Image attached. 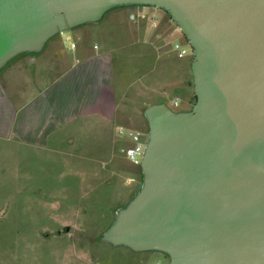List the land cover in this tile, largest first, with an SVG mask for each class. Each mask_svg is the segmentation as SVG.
I'll return each mask as SVG.
<instances>
[{
    "label": "water",
    "instance_id": "obj_1",
    "mask_svg": "<svg viewBox=\"0 0 264 264\" xmlns=\"http://www.w3.org/2000/svg\"><path fill=\"white\" fill-rule=\"evenodd\" d=\"M127 4L160 6L180 26L196 102L147 110L144 185L105 240L169 264H264V0H0V67Z\"/></svg>",
    "mask_w": 264,
    "mask_h": 264
},
{
    "label": "crops",
    "instance_id": "obj_2",
    "mask_svg": "<svg viewBox=\"0 0 264 264\" xmlns=\"http://www.w3.org/2000/svg\"><path fill=\"white\" fill-rule=\"evenodd\" d=\"M137 12L144 17L133 19ZM177 43L187 49L185 56L178 55ZM193 58L171 14L146 4L111 6L97 20L66 28L38 49L11 57L0 67V194L9 188L18 196L43 190L24 183L39 178L25 175L21 167L38 161L49 176L66 181L56 189L63 191L57 193L60 197L75 196L78 179L136 180L141 164L125 154L133 145L127 132L138 133L146 150L150 106L165 104L175 113L190 110L185 80L189 69L193 78ZM13 150L20 151L15 160L20 176L6 173ZM10 180L16 183H6ZM105 243L155 263L167 255L165 264L170 263V255L161 250ZM5 260L0 255V264Z\"/></svg>",
    "mask_w": 264,
    "mask_h": 264
},
{
    "label": "rangeland",
    "instance_id": "obj_3",
    "mask_svg": "<svg viewBox=\"0 0 264 264\" xmlns=\"http://www.w3.org/2000/svg\"><path fill=\"white\" fill-rule=\"evenodd\" d=\"M185 83L191 110L196 96L190 69ZM2 150L1 147V160L4 158ZM19 152L13 150L11 170L6 173L19 174L20 166L15 161L20 157ZM36 163L20 164L25 175L39 178L24 183L43 190H38L36 195L23 193L18 196L17 191L9 188L0 194V255L6 256V264H18L17 257L22 260L20 264L158 263L146 255H134L105 243V234L118 219L120 211L143 188L141 167L136 180L80 182L78 179L76 195L60 197L57 193L63 191L56 189H62L60 185H65L66 181L52 178L43 162ZM3 173L0 187L4 182L1 179ZM6 183L14 185L16 182L10 180ZM165 258H160L162 264H165Z\"/></svg>",
    "mask_w": 264,
    "mask_h": 264
},
{
    "label": "built area",
    "instance_id": "obj_4",
    "mask_svg": "<svg viewBox=\"0 0 264 264\" xmlns=\"http://www.w3.org/2000/svg\"><path fill=\"white\" fill-rule=\"evenodd\" d=\"M143 12L133 13L131 17L136 19L137 17H144ZM175 48L178 51L180 57L187 54V49L182 47L180 44H175ZM130 139L133 141V145L125 149V154L127 158L135 165H140L145 152V145L141 142L140 135L136 132L128 131L127 132ZM157 264H162L158 262Z\"/></svg>",
    "mask_w": 264,
    "mask_h": 264
}]
</instances>
